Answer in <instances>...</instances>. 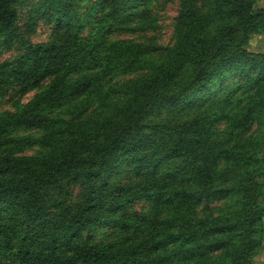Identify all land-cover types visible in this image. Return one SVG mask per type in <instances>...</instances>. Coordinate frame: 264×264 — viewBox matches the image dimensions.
Segmentation results:
<instances>
[{"label":"trees","instance_id":"1","mask_svg":"<svg viewBox=\"0 0 264 264\" xmlns=\"http://www.w3.org/2000/svg\"><path fill=\"white\" fill-rule=\"evenodd\" d=\"M172 1L0 0V99L35 91L0 113V264L263 254L264 7L177 0L170 44L118 38Z\"/></svg>","mask_w":264,"mask_h":264},{"label":"rangeland","instance_id":"2","mask_svg":"<svg viewBox=\"0 0 264 264\" xmlns=\"http://www.w3.org/2000/svg\"><path fill=\"white\" fill-rule=\"evenodd\" d=\"M257 7H264V0H255ZM157 14L158 29L155 32H149L146 34H135V35H121L118 38L133 39L139 42H155L158 45H168L172 42L173 23L179 11V2L174 0L172 2H160L155 8ZM27 9H23L20 12V17L17 23V27L22 31H25V16ZM50 27L43 22L38 24L36 32L30 37L32 43L44 42L49 38ZM248 49L254 52H261L264 50V43L262 36H253L248 45ZM17 51L12 48L8 52H4L1 56V60H7L13 57ZM126 78V77H125ZM124 78V79H125ZM35 91L27 93L21 99H19L16 92H11L4 98L0 99V113L6 111H14V107L17 103L25 104L31 99ZM19 99V100H18ZM135 210L139 211L142 209L140 203L136 204ZM95 241H103L110 237L108 229L102 228L97 229L93 233Z\"/></svg>","mask_w":264,"mask_h":264},{"label":"crops","instance_id":"3","mask_svg":"<svg viewBox=\"0 0 264 264\" xmlns=\"http://www.w3.org/2000/svg\"><path fill=\"white\" fill-rule=\"evenodd\" d=\"M264 222V220H263ZM256 264H264V252L263 254L257 259Z\"/></svg>","mask_w":264,"mask_h":264}]
</instances>
